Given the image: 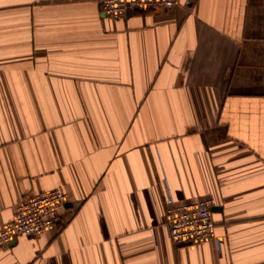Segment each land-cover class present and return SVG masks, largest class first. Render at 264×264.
I'll list each match as a JSON object with an SVG mask.
<instances>
[{"label":"crops","instance_id":"crops-1","mask_svg":"<svg viewBox=\"0 0 264 264\" xmlns=\"http://www.w3.org/2000/svg\"><path fill=\"white\" fill-rule=\"evenodd\" d=\"M55 188L0 264H264V0H0V229ZM169 198L215 200L206 242L174 244Z\"/></svg>","mask_w":264,"mask_h":264},{"label":"built area","instance_id":"built-area-1","mask_svg":"<svg viewBox=\"0 0 264 264\" xmlns=\"http://www.w3.org/2000/svg\"><path fill=\"white\" fill-rule=\"evenodd\" d=\"M109 15L125 16L129 10L169 9L180 0H97ZM68 194L62 188L24 197L12 219L0 229V248L18 236L37 237L61 221ZM213 198L190 203L167 200L166 224L176 246L199 245L206 242L215 228Z\"/></svg>","mask_w":264,"mask_h":264},{"label":"water","instance_id":"water-1","mask_svg":"<svg viewBox=\"0 0 264 264\" xmlns=\"http://www.w3.org/2000/svg\"><path fill=\"white\" fill-rule=\"evenodd\" d=\"M133 11L132 10H129V13H132ZM215 210V207L212 208V211Z\"/></svg>","mask_w":264,"mask_h":264}]
</instances>
